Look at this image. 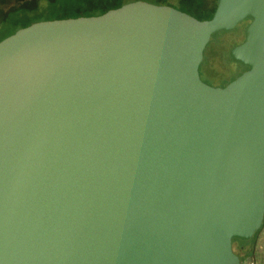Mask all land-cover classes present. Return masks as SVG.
<instances>
[{
  "label": "water",
  "instance_id": "obj_1",
  "mask_svg": "<svg viewBox=\"0 0 264 264\" xmlns=\"http://www.w3.org/2000/svg\"><path fill=\"white\" fill-rule=\"evenodd\" d=\"M250 19L225 86L216 32ZM264 223V0L127 2L0 41V264H241Z\"/></svg>",
  "mask_w": 264,
  "mask_h": 264
},
{
  "label": "rangeland",
  "instance_id": "obj_2",
  "mask_svg": "<svg viewBox=\"0 0 264 264\" xmlns=\"http://www.w3.org/2000/svg\"><path fill=\"white\" fill-rule=\"evenodd\" d=\"M165 2H172L175 7L181 9L179 0H165ZM191 2L196 11L213 12L217 7V0ZM77 7L81 8L82 14L85 15L97 12L96 9H90V5L85 0H0V41L22 28V24L28 21L30 13L33 23L40 20L75 17L80 14L76 12ZM247 27L248 23L242 21L233 31H220L212 35L200 65V75L204 82L212 86H224L242 73L243 66L231 58L230 52L245 40ZM235 250L242 257L241 264H264V223L248 241L245 250L242 251L239 243H235Z\"/></svg>",
  "mask_w": 264,
  "mask_h": 264
},
{
  "label": "trees",
  "instance_id": "obj_3",
  "mask_svg": "<svg viewBox=\"0 0 264 264\" xmlns=\"http://www.w3.org/2000/svg\"><path fill=\"white\" fill-rule=\"evenodd\" d=\"M86 2H88V4L90 5V9L91 8H93V9H96L97 10V12L95 13H93L92 15H97V14H101V13H104V12H106V11H108L109 9H112V8H116V7H119V6H121V5H123V4H125V3H127V2H130V1H135V0H105L104 2H102V1H96V0H85ZM163 2H165V0H162ZM83 2V1H82ZM93 3V4H90V3ZM166 4L165 5H172V6H176V5H174V3H172V2H165ZM180 5H181V9L182 10H184V11H187V12H189L190 14H192V15H194V16H196V17H198V18H200V19H208V18H211L212 16H213V14L210 16V17H201V16H197V14H196V12H198V13H201V14H203L204 16L206 15V14H208L209 13V11L210 10H206V11H204V10H200V11H196L194 8H191L194 12H192V10H185V8H186V4H187V1L186 0H179V2H178ZM80 6H81V4H80ZM79 6V7H80ZM79 7H77L78 9L76 10V12L77 13H80L79 15H77V16H83V15H85V14H82V9L81 8H79ZM215 10H216V8H215ZM215 10H214V12H215ZM31 14L32 13H30L29 14V19H28V21H26V22H24L23 24H22V27H24V26H27V25H29V24H31L32 23V21H33V19H31ZM77 16H75V17H77ZM15 32V31H14ZM14 32H12V33H14ZM12 33H10V34H12ZM238 241H242V240H239V239H237V240H234L233 241V248H234V250H235V243H238ZM235 252L237 253V254H239L236 250H235ZM240 256V255H239ZM240 259H241V261H242V257L240 256Z\"/></svg>",
  "mask_w": 264,
  "mask_h": 264
},
{
  "label": "flooded vegetation",
  "instance_id": "obj_4",
  "mask_svg": "<svg viewBox=\"0 0 264 264\" xmlns=\"http://www.w3.org/2000/svg\"><path fill=\"white\" fill-rule=\"evenodd\" d=\"M146 1L151 2V0H146ZM191 1H192V0L187 1V4H186L187 6H186L185 10H192L191 8H193V3H192ZM217 1H218V0H217ZM152 3H156V4H166V3L163 2L162 0H153ZM204 11H206V10H204ZM192 12H194V11L192 10ZM213 13H214V11H213V12H212V11H209V13L206 14V15L204 16L203 14L196 12L197 16H201V17H210ZM244 21H246V22L248 23V25L251 23V20H250V19H246V20H244ZM244 21H243V22H244ZM246 30H247V29H246ZM225 85H226V84H225ZM225 85H224V86H225ZM248 241H249V240H247V241L242 240L241 242L238 241V243H239L240 246H241L242 251L246 249V246H247V244H248Z\"/></svg>",
  "mask_w": 264,
  "mask_h": 264
}]
</instances>
